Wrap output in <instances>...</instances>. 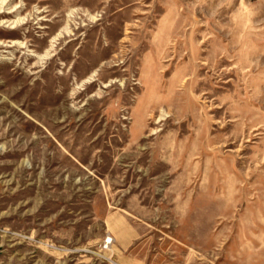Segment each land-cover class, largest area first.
<instances>
[{
    "label": "rangeland",
    "instance_id": "374dc122",
    "mask_svg": "<svg viewBox=\"0 0 264 264\" xmlns=\"http://www.w3.org/2000/svg\"><path fill=\"white\" fill-rule=\"evenodd\" d=\"M0 264H264V0H0Z\"/></svg>",
    "mask_w": 264,
    "mask_h": 264
}]
</instances>
